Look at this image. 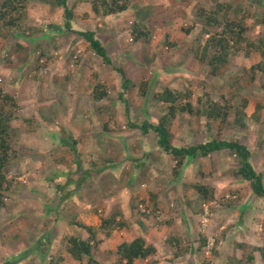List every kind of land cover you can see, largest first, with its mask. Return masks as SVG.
Listing matches in <instances>:
<instances>
[{
    "label": "rangeland",
    "instance_id": "374dc122",
    "mask_svg": "<svg viewBox=\"0 0 264 264\" xmlns=\"http://www.w3.org/2000/svg\"><path fill=\"white\" fill-rule=\"evenodd\" d=\"M71 1L68 0L66 5H70ZM128 1L127 10L101 20L92 19L87 2H77L70 22L72 30L94 32L95 39L105 49L111 65L120 68L124 77L134 84L124 92L128 107L126 114L123 103L116 100V94L121 92V88L115 71L104 66L87 49L82 39L66 33H52L51 23L61 27L62 22L61 15L55 9L42 5L29 8L28 25L41 26L44 30L36 36L18 40L16 44L14 41H6V33L0 29V54L6 59L0 60V86L20 104L19 117L36 127L33 132H26L21 122L13 126V134L20 143L19 157L9 164L8 175L15 176L19 184L5 208L0 210V264H47L49 257L57 256L62 259L58 264H79L70 259L62 249L64 239L71 232L75 236H82L80 230H70L67 227V220L75 219L84 224L97 225L98 215L112 213L116 207L125 209L129 227L102 239L92 252L93 258L104 264H116L113 254L115 246L137 235L153 245L156 252L145 260H136L134 264L165 263L171 252L165 249L163 240L169 234H182L183 242L192 247L196 246L201 236L207 240V246L194 252L193 256H187L188 260L174 259L172 264H201L204 259L209 258L213 238L221 231L224 232V237L220 240L221 245L219 241L216 248L218 258L211 264L224 263L225 256L230 253L232 241L258 245L261 237H264V202L250 195L246 184L230 175L229 168L236 165L233 156L221 151L206 158H197L187 164L178 178L174 179L169 173L173 162L161 153L150 135L141 137L138 132L124 126L128 119L136 123L143 120L155 123L157 118L156 109L148 102L143 107V99L137 94V86L142 80L148 83L147 97L159 86L189 89L192 105H195V99L204 92L214 98L222 95L236 100L240 96H251L264 100V90L259 85L258 74L251 78L246 71L250 65L259 61L258 55L252 53L247 58L241 53L231 55L217 72L215 78L218 84H215L209 78L204 64L194 60L189 51L190 46L196 45L194 38L200 26L195 19L194 10L198 7L206 8L214 0ZM219 1L240 7L239 13L243 15L248 37L256 39L264 36V22L259 23L260 17L264 16V0ZM238 15V12L235 13V17ZM132 23L141 24L148 31L146 42L141 39L137 42L130 41L128 33ZM185 28H189L187 34L183 31ZM50 37L55 39L56 47H49L50 58L43 61L35 48L41 44L47 49L46 40ZM202 42L203 40L199 43ZM243 69L247 74L243 73ZM93 71L97 74L95 79ZM96 79L102 81L108 95L102 101L92 102L90 89ZM253 105L252 101L248 103L245 110L247 115L252 113ZM100 106L113 109L115 125L107 121V113L96 110ZM105 122L110 127L113 126V130L103 131L101 125ZM204 123L203 116L194 118L181 114L175 117L170 127L173 144L186 146L198 142L205 137ZM61 128L75 140L80 167L89 169L90 175L81 180L73 190H67L66 186L60 187V192L66 190L69 195H65V203L55 205L58 219L54 221L56 214L42 205L48 204L47 199L51 201L55 193L52 187L60 184L67 176L57 174L55 179L51 176L55 172L74 169L70 151L59 141L64 138ZM221 132L224 138H239L251 149L264 136V101L258 120L249 121L246 130H233L226 121ZM52 134L55 135L51 137ZM91 162L95 167L90 165ZM136 162L140 167L148 166L149 172L163 180L165 185H146L140 179L137 181L138 185L135 184L136 189L125 191L122 180L132 172V164ZM249 163L261 175L264 185V156L251 152ZM103 164L109 165L106 167L110 168L109 174L104 172L106 168L96 172L95 169ZM101 173H104L102 178H107L110 183L114 177L117 179L110 188L114 192L113 198L103 195L105 184L98 178ZM143 176L144 174L141 177ZM193 183L212 187L216 199L230 198V192L233 191H238L240 198L233 208L216 205L213 213H209L203 206L201 215H189L183 209L184 212L178 216L177 208L172 209V197H167L168 203L166 201L163 207L159 206L160 210L153 212L147 219L129 215V210L126 211V205L129 208L127 196L131 198L133 196L130 195L135 194L140 199L142 192L157 191L159 188H164L163 191L170 190L168 194L171 196L181 190L188 196L189 192L192 194L189 185ZM174 198L175 196L172 199ZM246 199L249 201V208L240 216L238 207ZM44 210L50 211L47 214ZM15 214L19 216L15 218ZM137 220L141 225L135 223ZM43 233L46 240L38 238ZM37 238L40 241L38 250L41 257L35 249L25 256L28 249L33 248Z\"/></svg>",
    "mask_w": 264,
    "mask_h": 264
},
{
    "label": "trees",
    "instance_id": "16d2710c",
    "mask_svg": "<svg viewBox=\"0 0 264 264\" xmlns=\"http://www.w3.org/2000/svg\"><path fill=\"white\" fill-rule=\"evenodd\" d=\"M67 1L68 0H0V29H3L6 33L5 40L8 42L14 41L16 44L18 40L27 39L43 32L44 29L41 26L28 25L27 14L29 8L35 5H42L52 10L55 9L61 15L62 22L61 27L51 23L52 33H66L67 35H73L82 39L87 49H89L104 66H109L110 69L115 71L119 76V86L121 88V92L116 94V100L123 103L124 114H126L128 107L127 101L125 102L124 99V92L127 87L133 86L134 84L124 77V73L120 68H115L111 65V61L107 57L105 49L99 41L95 39L94 32L72 30L70 22L73 19V9L77 2H87L92 14V19L101 20L107 16L120 14L127 10L129 1L72 0L68 6L66 5ZM239 8L240 7L234 6L231 3L219 0L210 2L206 8H196L194 10V16L200 26L194 38L196 45L190 46L191 48H189V51L194 60L204 64L209 78L213 79L215 84H218V80L215 78L217 72L227 63L231 55L241 53L247 58L252 53L257 54L259 61L250 65L246 71L250 74L251 78L255 76L256 73L258 74L260 78V83H258L264 90V36L251 39L246 35L244 18L243 15L239 13ZM237 12L239 15L235 17V13ZM263 22L264 16H261L259 23ZM99 28H102V26ZM183 31L187 34L189 28H185ZM128 35L132 42H137L140 39L146 42L148 39V31L143 29V26L138 23H132ZM202 40L203 42L200 44L199 42ZM46 45L48 47L47 49L43 48L41 44L37 45L35 48L37 49L38 57L43 59V61L50 58L49 47L51 49L56 47L55 39L52 37L48 38L46 40ZM71 52L73 53L74 50ZM0 60H6L3 59V54H0ZM246 71L243 69L244 74H247ZM96 75L97 74L93 71L92 76L94 79ZM147 88L148 83L145 80L140 81L137 86V94L143 99V107L144 104L148 102L149 105L156 109L157 118L155 123H149L146 120L136 123L128 119L124 126L128 130L138 132L141 137L145 135L149 137L150 135V138L154 140L156 147L161 153L169 157L173 162L174 165L169 170V173L174 179H177L183 167L193 160L197 158H206L209 157L210 154L224 151L229 153L236 160L235 167L229 168L230 175L239 182L245 183L250 195H254L264 202V185L262 183V177L259 173L254 171L249 163L251 152L264 156V136L261 137L251 149H248L247 144L239 140V138L233 136L224 138L221 132L225 127L226 121L233 130H246L249 121L256 122L258 120L260 111L263 109V99H257L251 96H240L238 99L233 100L231 96L226 98L222 95H218L214 98L209 93L204 92L195 99V105H192L190 102L191 91L189 89H172L167 86H159L157 90L152 91L147 97ZM107 93L102 81L96 79L90 89V99L92 102L102 101L107 97ZM250 101L254 103L253 111L250 115H247L245 110ZM20 109L21 106L16 98L4 91L0 86V210L5 208L7 201L10 200L13 191L15 192V188L19 184L15 176L11 177L8 175L9 164L19 157L18 145L20 143L13 134L15 132L13 126H15V123L21 122L26 132H33L36 128L35 125L30 124L28 120L19 117ZM96 110L98 112L107 113V121L115 125L113 109L100 106L97 107ZM181 114H187L194 118L203 116L205 120L204 126L206 127L204 130L205 137L202 136L203 138L193 145L175 146L173 144V136L170 132V127L175 117ZM101 129L103 131H110L113 130V126L110 127L105 122L101 125ZM65 132V129L61 128V134H64V138H60L59 141L60 144H63V146L70 151L73 157L72 162L75 171H73L74 169L59 171L55 172L56 174L52 176V179H55L57 174L67 176L60 184H55L52 187L55 193L52 195L51 201L47 199L46 203L48 204L42 205L44 208L49 207L51 212L56 214V217H53L54 221L58 219L55 205L58 206L59 203H65V195L68 194L65 192L66 190L60 192V187L66 186L67 190H73L81 180L90 175L89 169H81L76 142L68 134H65ZM53 135L55 134H52L51 137H53ZM134 164L136 166L135 173L139 168L142 169L139 163L136 162ZM90 165L95 167L92 162ZM95 170L99 172L102 171V168L99 167ZM109 172L110 171H105V173L108 174ZM113 173L114 171L112 174ZM160 174L162 175V173ZM45 179L50 181L47 178ZM189 188L195 196V199H197L196 206L192 208V200L189 201L184 198L185 196L180 197L177 195L172 200V209L173 207L177 208L178 216H181L184 210H188L187 214L193 213L201 215L203 214V206L208 209L209 213L214 212L216 205L233 208L240 198L237 193L238 191H233L230 192V198L216 199L214 189L205 184L193 183L189 185ZM147 196L146 199H138L136 196L129 199V215L140 216L147 219L153 212L158 210L155 202L156 196L151 193H148ZM138 206H140V208ZM183 207H186V209ZM248 208L249 201L246 199V201L238 207L240 216H242ZM49 211L45 212L48 214ZM16 214L15 218L19 216ZM97 218V225L84 224L75 219L67 220V227H69L70 230H80L82 236H75L71 232V234L64 239L62 249L70 259L79 264H82L83 261H85V264H104L95 260L92 256V252L102 239H107L113 232H122L129 227L126 217L123 216L122 212L119 210H115L106 215L100 214ZM135 223L141 225L139 220ZM223 237L224 232L221 231L217 237L213 238L209 250V258L204 259L201 264H211L212 261L218 258L216 248L218 242L222 240ZM38 238L46 240V235L43 233V235L41 234ZM38 238L34 241L33 248H29L25 256H27L32 249H35L41 257V252L38 250L40 245ZM163 244L165 249L171 252L170 256L163 264H172L174 259L193 255L194 252H198L206 247L207 240L201 236L198 238L196 246L192 247L191 244L184 243L181 236L169 234L163 240ZM155 252L156 249L153 245L146 243L143 237L137 235L129 241H121L118 243L114 248L113 254L116 259V264H134L136 260H145L148 256L155 254ZM61 260L60 256L54 258L49 257L47 264H58ZM223 264H264V237H261L258 245L232 241L230 253L225 256Z\"/></svg>",
    "mask_w": 264,
    "mask_h": 264
},
{
    "label": "crops",
    "instance_id": "0c3cea01",
    "mask_svg": "<svg viewBox=\"0 0 264 264\" xmlns=\"http://www.w3.org/2000/svg\"><path fill=\"white\" fill-rule=\"evenodd\" d=\"M109 151H111V149H108ZM110 153V152H109ZM109 153H108V155H109ZM102 166V167H101ZM100 167L103 169V168H106L107 166H109V165H106V164H103V165H101ZM186 166V165H185ZM184 166V167H185ZM183 167V168H184ZM110 170V168H106L105 170H104V172L105 171H109ZM135 169H136V166H135V164L133 163L132 164V172L131 173H129L128 175H127V177L126 178H124L123 180H122V186H123V188H125V191H127V190H132V188L133 189H136V185H138L137 184V181L139 180L140 181V179H142V181H143V184H150V185H152V186H155V184H159L160 183V186L162 187V185L161 184H163V185H165V183H164V181L163 180H161V179H158L156 176H154V174H152L151 172H149L150 170L148 169V166L146 167H142V169L141 168H139V170L135 173L134 171H135ZM145 170H147V172L145 171ZM152 171V170H151ZM157 173V172H156ZM144 174V176H143V178L141 177L142 175ZM102 177H104V173H101L100 175H99V179H102V182L105 184V188H104V191H103V195H105V196H110V197H112V195H113V191H111L110 190V188H112V184H114L115 182H116V177H114L113 179H112V181H111V183L110 182H108L109 180H107V178H102ZM51 178H52V176H51ZM119 179V178H118ZM136 184V185H135ZM135 185V186H134ZM109 188V189H108ZM107 190V191H106ZM109 190V191H108ZM164 190V188L161 190V188H159V190L157 189V191H155V190H153V191H144V192H142V195L140 196V198H147L148 196H147V194L148 193H151V194H154L155 196H156V198H155V202H156V204H157V207H158V209L160 210V208H159V206H162L163 207V205L165 204V202L167 201V199L170 197H176L177 195H179L180 197H183V196H185L184 198H186V200H189V201H191L192 200V208L194 207V206H196V203H197V199H195V196L194 195H192L191 194V192H189V195L187 196V195H185L183 192H182V190L180 191V192H175V194H172V196L171 195H169L168 194V192H171L170 190H166V191H163ZM132 194V193H131ZM168 194V195H167ZM167 195V196H166ZM130 196H136L135 194H133V195H130ZM168 197V198H167ZM188 197V198H187ZM113 198V197H112ZM127 198H128V202H129V199H130V197H128L127 196ZM170 199L171 201L173 200V199ZM128 202H127V204H128ZM167 203H168V201H167ZM184 209H186V207H183ZM128 207H127V205H126V211H128ZM115 210H119V211H121L122 212V214H123V216H125V209L123 210V209H121V208H119V207H116L115 208ZM248 210V209H247ZM186 211V213H187V211L188 210H185ZM191 214H193V213H191ZM191 214H189V215H191ZM193 215H196V214H193ZM127 220V219H126ZM193 221V220H192ZM127 222H128V220H127ZM184 225H186V224H184ZM190 225V224H189ZM195 226L196 225H194V227L193 228H195ZM165 228V227H164ZM167 229V228H166ZM165 229V230H166ZM196 229L197 230H199V228L198 227H196ZM167 232V231H166ZM181 236H182V234H180ZM183 237V236H182ZM222 241V240H221ZM221 241L219 242V245H221ZM193 256V255H192ZM188 258L189 257H187V256H185L184 258H178V259H180V260H188ZM182 260V261H183ZM221 260V259H220ZM193 264H195L194 262H192ZM177 264H179V263H177Z\"/></svg>",
    "mask_w": 264,
    "mask_h": 264
}]
</instances>
